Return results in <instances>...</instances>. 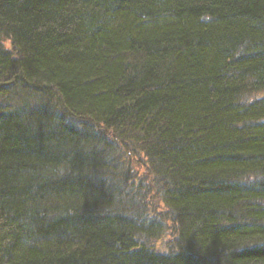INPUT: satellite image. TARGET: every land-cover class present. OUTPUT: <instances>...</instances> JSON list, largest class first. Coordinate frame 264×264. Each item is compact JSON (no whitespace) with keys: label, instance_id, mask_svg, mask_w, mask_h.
Instances as JSON below:
<instances>
[{"label":"trees","instance_id":"16d2710c","mask_svg":"<svg viewBox=\"0 0 264 264\" xmlns=\"http://www.w3.org/2000/svg\"><path fill=\"white\" fill-rule=\"evenodd\" d=\"M0 264H264V0H0Z\"/></svg>","mask_w":264,"mask_h":264}]
</instances>
